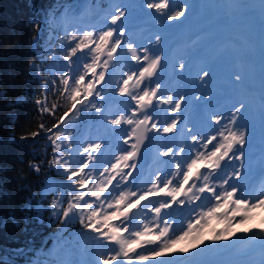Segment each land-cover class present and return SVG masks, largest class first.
<instances>
[{
	"label": "snow or ice",
	"instance_id": "obj_1",
	"mask_svg": "<svg viewBox=\"0 0 264 264\" xmlns=\"http://www.w3.org/2000/svg\"><path fill=\"white\" fill-rule=\"evenodd\" d=\"M147 7L155 9L158 12L164 13L166 19L176 20L183 17L186 12V6L173 9L169 0H160L158 3H148ZM167 10V11H165ZM125 16V12L117 10L115 14L111 15L112 25H117V21H120ZM119 25L116 27H109L105 31L99 33H93L91 31H85L79 37V42L74 47L70 48V53L65 57L71 64L72 57L77 56L79 52L84 56L86 61L81 65L83 74L73 79V84H69V79L62 77L64 92L69 96V99L76 101L77 94L83 92L85 97L92 96L94 92H97L96 86L105 80V72L108 68L109 61L117 53V49L121 46L122 41L118 37L123 36V30L117 31ZM71 40H77L75 35L70 37ZM159 42V37L155 38ZM131 48V45H129ZM107 59L101 60L103 57ZM139 59V57H136ZM145 61H149L147 55L144 56ZM161 64V56L156 55L147 63L146 67H143L138 74L137 84H142L146 78L149 80L153 77L158 67ZM180 69H184L185 65L180 63ZM98 68L103 70L97 72ZM86 76H91V79L85 84ZM135 73L129 74L126 79L123 80L122 86L119 88L120 94L128 95L132 101H135V107L132 109L135 113L138 109H148L152 103L153 98L156 96L157 91L161 88L160 83H155V87L151 89H142L141 94H133L129 91L130 82L133 81ZM206 77H209V72L204 71L200 76V80L203 81ZM235 79L239 81L240 76H236ZM2 95V93H0ZM185 100L184 96H180L173 103V98L168 97L167 103H172V111L177 112L182 107V102ZM39 104L40 102L37 101ZM77 103H83L77 101L71 104L69 111L76 109ZM95 107V105H93ZM245 104L240 103L239 107H236L235 112H231L227 117L221 115H213L211 117L217 124H220L221 120L227 119L228 123L235 126L236 130H232L228 124L224 125V131H218V135L221 137L220 141L215 144L210 152L198 151L195 155L186 162H177L175 164V171L169 173L172 178L162 180L163 186L161 187V176L155 177L157 183H153L150 188L144 191L137 197V192L127 190L119 191L117 195L112 196L109 199L105 196L109 186L116 182L115 187L118 189L121 183L128 181L129 177L133 175L132 171H125V169H135L134 163L130 164L129 161L133 160L140 151V146L147 138L146 134L149 130L159 132L161 129L156 127L155 123L151 124V129L148 128L149 122L152 117L148 114L143 115V119L133 120L132 118H125L119 116L111 120V124L120 125L122 122H126L128 125H134L132 129L131 137H135L136 143L131 144L130 150H125L116 157V162L110 164L108 167H103L101 171L93 162L98 161L96 153L101 150L100 143H90L83 149L84 153H87L86 159L75 160L71 152L69 151L71 145L66 146L63 152H69V156L65 158L62 155L61 143L64 133L57 130L54 134V138H51V142L54 145V158L50 162V167L54 166L58 174H64L67 177V189L62 190L56 195V198L50 201L49 211L52 215L57 216L62 224L69 222H78L84 229L90 230L97 235V239L100 240L101 246H104V242L114 245V249L107 255L97 253L99 259L95 264H134V262L148 261L150 257H160L164 255H171L169 250L172 246L180 240H183L194 232L198 233L199 229L208 226L212 219L217 218L226 223V227L215 232L211 238L213 245L221 241H228L236 233L232 232V225L234 223L244 224L251 218V213L256 209L264 208V192L259 193L257 196L252 197L250 193L242 191L240 188L229 184L228 179L222 178L221 188L224 185H228V189H223L217 192L215 187L209 185V180L213 178V173L222 170L223 162L225 158L229 157L230 153L234 159H243V148L247 143V129L242 125H237V113H240L242 109H245ZM41 111H47L46 108H42ZM67 116V113H65ZM179 117L172 119L171 123L162 128L164 133H171L177 127V121ZM64 120L61 118L59 124L53 127L59 128L60 124H63ZM43 125H41V128ZM51 131V129H49ZM33 137L38 135V132L31 134ZM196 136H192V140L195 141ZM217 136H212L208 139L207 144L204 145L207 148L208 144L215 141ZM195 147V145H193ZM235 150V152H234ZM185 149L181 147L180 153H183ZM173 153L172 148H168L163 153L164 156H169ZM235 153H239L238 156ZM183 163V167H182ZM32 169L39 172L40 166L36 164L30 165ZM91 167V171L86 172V169ZM206 168L207 173L203 172L201 168ZM93 172L98 173L96 176V183L89 184L93 180ZM107 174V175H105ZM233 176L238 180L241 176L240 171H234ZM119 178V179H118ZM190 181H193L190 184ZM195 181H201L202 186L197 189ZM55 189L51 186H46L43 195L54 192ZM64 192L68 195L65 196ZM163 194L165 197L170 198L167 202H160L159 207H153L151 211L157 216L160 215L162 209L171 207L172 204L179 203L183 205L184 199H178L183 196L189 198L191 201L200 200L202 194H210L211 206L207 208H201L199 213L194 219H190L186 226H184L179 232L173 229V225L167 221H163L164 227L161 228L159 223L152 226L149 223L144 222L140 227V230L130 232L129 236H125V232L130 231V225L135 220V215L131 212V209L138 208L141 201L147 200L148 197ZM191 194V195H190ZM88 197L89 199H85ZM101 197L107 201V208H105L104 201ZM132 197H137L132 199ZM95 198V199H91ZM66 204V206H64ZM93 204H96L93 210ZM199 207V206H197ZM112 209V211H108ZM239 217V219H238ZM116 220H120V223H116ZM245 232H252V229H245ZM262 237H264V229L258 230ZM155 234H152L154 233ZM145 237H147L145 239ZM199 240V236L196 237ZM201 244H205L204 241H200ZM154 246V247H146ZM199 245L193 243L192 249L182 248L177 250L179 253L193 254V249L198 248ZM264 248V246H262ZM141 249V251H137ZM164 264V262H161ZM174 264H180L179 261H174ZM189 264V262H188ZM261 264H264V259L261 260Z\"/></svg>",
	"mask_w": 264,
	"mask_h": 264
},
{
	"label": "trees",
	"instance_id": "obj_2",
	"mask_svg": "<svg viewBox=\"0 0 264 264\" xmlns=\"http://www.w3.org/2000/svg\"><path fill=\"white\" fill-rule=\"evenodd\" d=\"M86 1L0 0V264H37L48 256L54 232L67 229L68 223L48 210L59 189L67 187L60 178L64 174L49 166L54 158L50 137L76 102L64 92L62 77L71 85V77L80 74L79 67L68 72L65 57L86 31L74 20L63 24L62 17ZM75 144L74 138L70 145ZM46 186L55 191L43 195Z\"/></svg>",
	"mask_w": 264,
	"mask_h": 264
},
{
	"label": "rangeland",
	"instance_id": "obj_3",
	"mask_svg": "<svg viewBox=\"0 0 264 264\" xmlns=\"http://www.w3.org/2000/svg\"><path fill=\"white\" fill-rule=\"evenodd\" d=\"M108 2H110V0H107ZM201 3L205 4L207 7L206 11H203V14L196 20H190L187 17V10L185 12V15L183 17H180L176 20H171L166 22V16L164 15V13H162L161 19L160 21L164 23L165 27L169 30L168 32L171 33L172 30L170 29L169 24L171 22H173L174 24L178 25V28L183 29L185 27H189V34L191 32H193L196 29L199 28H205L210 32H213L212 36L207 38L208 40H210L211 38H214L216 36H228L231 35V33H234L235 35L240 34L241 36H243L247 42H254L255 44L257 42H260L259 47H254V48H250V44H245V46H243V48H241L240 50H238L239 53H242L246 56L249 57V59L251 60V63L255 62L256 60L262 61L264 60V41L262 39H264V0H262L260 3H250L252 0H242L240 3L236 4V5H231L229 2H225L224 0L217 4L214 5L211 1L213 0H199ZM132 0H114L112 6L118 10H122L125 12V16L132 14L133 12H135L133 14L134 18H139L141 16V12L135 9H131L130 11V6L132 4ZM169 4L173 9H178V7L181 6H186V9L188 7V5L186 4V2L183 1H178V0H169ZM249 4V5H248ZM247 6L249 7V9L251 10V8L254 7V11H248ZM216 8V10L214 9ZM90 9L94 10L96 9L95 7H93L91 5V3L89 4V7L87 8V14L90 12ZM216 11V14H219L218 17L214 18L213 20H211V15L214 14V12ZM86 12L84 13V15L86 14ZM111 15H113V13H109L108 17H111ZM86 16V15H85ZM84 16V18H86ZM82 17V16H81ZM71 18H75V16L71 17ZM86 20L88 21L89 19L86 18ZM122 21V20H121ZM223 21H227V28H223ZM128 24L127 22H125V25ZM195 26V27H194ZM94 26L88 25L87 28L89 29L88 31L93 32V30L91 28H93ZM203 44V42H197L195 43V46L197 48H200L201 45ZM129 45H131V48L134 49V54L135 57H139V59L137 60L138 62H141L144 60V56L147 55V50L145 48V46L140 42V43H136L135 41H130L127 46L129 47ZM237 51L232 52V51H228V50H223L220 53H218L216 55V58L218 60H220V62L224 61V63H221L225 69H220L217 68L216 69V73L217 74H224L227 76V78L225 79V82L229 83L231 81H234V83H231V86L233 85V88L231 90H229V93L231 94L232 92H237L238 88L240 87L241 84H246L248 82H251V79L256 75L257 70L255 69H250V70H246L245 72H241L238 70V68L235 66V64H233L232 59L234 58V56L236 55V53H238ZM180 63H183L185 65V70L189 69L192 70L194 67H190L187 65L186 61H185V57H177L175 63L176 66H179ZM143 68V66H142ZM141 68V69H142ZM197 72L194 73V77H193V81L190 84V86H192V88H194L195 90V94H200L202 93L201 90V86L203 85V82H205L204 80L201 81L199 78L200 76L203 75V72L205 70V67L199 69L196 68ZM261 72L264 73V65L262 67V69H260ZM128 75L132 74V71H127ZM139 74V72H138ZM236 76H240L241 79L239 81H237L235 79ZM123 77V76H122ZM127 77H123V79H126ZM230 86V87H231ZM229 87V88H230ZM176 90H180V86L178 85L176 89H172L170 90L168 88L166 95H165V100L167 101L168 97L173 95L175 93ZM198 96V95H197ZM180 97V94H175L172 98H173V103L175 102L176 99H178ZM172 105V103H169ZM173 106V105H172ZM79 109V107H77V110ZM236 107L233 109V112H235ZM84 113H86L84 111ZM172 113H176V115H178L177 112H173L172 111V107H171V114ZM76 114V113H75ZM75 114L73 116H68L65 117L64 120V126H69V124H71L73 121V117L75 116ZM228 116V115H227ZM171 123V122H170ZM228 124V126L230 128H232V130H236V127L229 124L228 120H226L224 122V125ZM255 126V122L251 121V123L246 126L243 127L245 129H247V133L251 134L254 130V126ZM167 126V125H166ZM135 126H133L134 128ZM192 133L197 134L194 135L197 137V139L195 141H197L198 144V151H205L204 148V142H202L203 137L205 136L203 133L198 132L197 130L194 129V125L191 121H187L186 123V129H185V138L187 136L191 137ZM206 141V138H205ZM148 146H146V148L148 149L149 146L151 144H147ZM153 148V145L150 147ZM169 147L166 146L163 149L165 151H167ZM212 150V149H211ZM86 157V156H85ZM91 167L89 169H86L85 171H91ZM95 175V172H93V177ZM107 175V174H105ZM158 181H153L150 184L147 185V187H151V185L153 183H157ZM161 187L163 186L162 184V180H161ZM129 189H126V184L125 183H121L120 187L117 189L115 188L113 190L112 193L109 194L108 198L111 199L112 196H115L118 194L119 191H127ZM195 190V189H194ZM230 190V189H228ZM146 191V190H145ZM197 191V190H195ZM135 192V191H134ZM264 192V190L262 191ZM106 195V194H105ZM191 195V194H190ZM85 199H89L88 197H86ZM91 199H95V198H91ZM132 199H134L132 197ZM181 199L185 200V204H191L193 203V201H191L189 198H185L183 196H181ZM102 201H104L105 207L107 208V201L102 198ZM207 208V207H205ZM109 211H112V209H108ZM262 210L263 212V208L261 209H256L251 213V218L246 221L244 223V225H248L249 223L253 222L254 220V213L258 214L260 213V211ZM197 216V214L192 218L194 219ZM261 216V213L258 215V217ZM144 222L149 223L150 226L154 225L157 223L155 215L151 214V213H146L144 215ZM116 223H120V220H116ZM160 227L163 228L164 227V223H159ZM214 219L211 220L210 224L204 228L199 229V232L196 233L194 232L192 235H190L189 237L177 241L172 248L169 250V252L171 253V255H164V256H160V257H155L152 258L150 257L148 261H144V262H134V264H147L145 262H150V264H161V262H164V264H174V261H179L181 264H206L207 262L210 261V259L212 258L213 255H211V250H213V248L216 246H214L211 243V238L212 236L215 234V227H214ZM238 224V223H236ZM234 227V226H232ZM253 227V226H252ZM248 228V229H253V228ZM81 228V230H79L78 232H73V234L75 236H81V234L86 235V239H83L87 244H83V245H79L76 248H69L65 245H62V240H65L67 235H64L63 233L59 236V242L56 243V245L53 248V254L54 253H58L60 255V260H54L51 263H43V264H95V262L99 259V257L97 256V253H101L104 255H107L108 253H110L115 247L112 244H108L107 242H104V247L96 250L95 245L93 243H91V237H92V233L90 230L84 229L83 227H79ZM140 230V228L137 229H130L129 232H125L124 235L127 237L130 235V232L132 231H137ZM174 229H171L170 231H172ZM179 232V231H176ZM208 233V236H206L205 234ZM152 234H155L152 233ZM244 234H249V232H244L242 235ZM197 235L199 236V240L196 239ZM77 236V237H78ZM80 238V237H79ZM147 237H145L146 239ZM69 240L66 241V243L69 246H77V244L75 243L76 241H74L73 238H68ZM81 239V238H80ZM200 241H204L205 244H201ZM57 242V241H56ZM193 243H196L199 245L198 248L193 249V254L192 253H188V254H184L182 256L183 259H180L177 255L173 254V252L178 249V248H189L192 249V245ZM223 251V249L221 250V252ZM223 255H219L218 258H222ZM199 260V262H197ZM113 264H115V262H113ZM125 264H127V262H125Z\"/></svg>",
	"mask_w": 264,
	"mask_h": 264
},
{
	"label": "bare ground",
	"instance_id": "obj_4",
	"mask_svg": "<svg viewBox=\"0 0 264 264\" xmlns=\"http://www.w3.org/2000/svg\"><path fill=\"white\" fill-rule=\"evenodd\" d=\"M220 78V77H219ZM231 83H234V81H231ZM251 83L258 87L261 92L264 93V73L260 72L258 73L257 76L252 78ZM215 83L212 84V86H208V93L215 87ZM222 85V84H221ZM231 85V84H230ZM227 86H229V83H227ZM227 98L231 99L230 103L229 101L225 102L224 109L222 112L224 115H229L231 111L233 110L235 104H236V98L232 97L229 95L227 92ZM233 112V111H232ZM194 120V119H193ZM223 121V120H222ZM251 135L252 136V141L256 142L258 140H261L262 137L264 136V131H260L257 127L256 132H252L251 134L247 133V136ZM235 152V150H234ZM237 155V153H235ZM230 157L232 154L230 153ZM238 163L241 165H245L246 160L245 159H238ZM230 177V173L227 174V179ZM220 179V180H219ZM219 180V181H218ZM210 185L215 187L217 190L222 191L223 189H227L228 185H224L223 189L221 188L222 184V177L217 178V179H210L209 180ZM202 186V183L197 186L198 188ZM242 190V188L239 186ZM256 196V195H255ZM254 197V196H253ZM264 209V208H263ZM200 208L197 209V212L199 213ZM261 213V216L258 217V215ZM260 213H254V220L253 222L249 223L248 225L244 224H236L234 223L232 227V232L236 233L235 236H232L230 240L228 241H221L218 242L220 243L219 245L215 246L213 250H211V255L212 258L210 259L209 262L206 264H261V260L264 259V237H262L261 233L258 231L261 226H264V210L260 211ZM214 221L218 223L217 225H222L223 228L226 227V223L214 218ZM216 225V226H217ZM253 226V227H252ZM253 228L252 232H249L247 237H249V242H246L242 245L239 244L238 240L243 239L241 235L245 232V229L248 228ZM246 233V232H245ZM208 236V233L205 234ZM181 248L176 249L173 254L177 255L180 259H183L182 256L184 255L183 253H179L177 250ZM223 251L221 252V250ZM258 250L260 251L259 255H255L254 251ZM245 254H248V256H244ZM219 255H223L222 258H218ZM199 262V260L197 261Z\"/></svg>",
	"mask_w": 264,
	"mask_h": 264
},
{
	"label": "flooded vegetation",
	"instance_id": "obj_5",
	"mask_svg": "<svg viewBox=\"0 0 264 264\" xmlns=\"http://www.w3.org/2000/svg\"><path fill=\"white\" fill-rule=\"evenodd\" d=\"M140 113H143L144 114V110H140Z\"/></svg>",
	"mask_w": 264,
	"mask_h": 264
},
{
	"label": "water",
	"instance_id": "obj_6",
	"mask_svg": "<svg viewBox=\"0 0 264 264\" xmlns=\"http://www.w3.org/2000/svg\"><path fill=\"white\" fill-rule=\"evenodd\" d=\"M139 153L141 154L142 153V150H140Z\"/></svg>",
	"mask_w": 264,
	"mask_h": 264
}]
</instances>
